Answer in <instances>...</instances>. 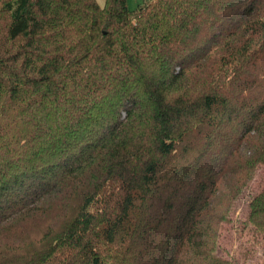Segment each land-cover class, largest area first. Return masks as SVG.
<instances>
[{
  "label": "trees",
  "instance_id": "1",
  "mask_svg": "<svg viewBox=\"0 0 264 264\" xmlns=\"http://www.w3.org/2000/svg\"><path fill=\"white\" fill-rule=\"evenodd\" d=\"M260 167L264 0H0V264H234Z\"/></svg>",
  "mask_w": 264,
  "mask_h": 264
},
{
  "label": "rangeland",
  "instance_id": "2",
  "mask_svg": "<svg viewBox=\"0 0 264 264\" xmlns=\"http://www.w3.org/2000/svg\"><path fill=\"white\" fill-rule=\"evenodd\" d=\"M103 5L104 0H96ZM142 0H127L129 8L133 9ZM264 182V169L258 168L255 177L248 188L244 191L241 199L238 200L236 210L232 217L236 220L233 223L224 224L221 230L219 253L231 257L234 264H257L264 254V237L249 232L247 228L241 229L240 221L246 215L247 198L251 192L259 189ZM238 228V229H237ZM223 249V250H222Z\"/></svg>",
  "mask_w": 264,
  "mask_h": 264
}]
</instances>
